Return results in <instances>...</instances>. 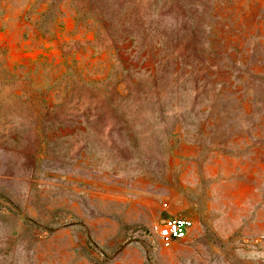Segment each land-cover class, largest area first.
Returning <instances> with one entry per match:
<instances>
[{
	"label": "rangeland",
	"instance_id": "rangeland-1",
	"mask_svg": "<svg viewBox=\"0 0 264 264\" xmlns=\"http://www.w3.org/2000/svg\"><path fill=\"white\" fill-rule=\"evenodd\" d=\"M0 264H264V0H0Z\"/></svg>",
	"mask_w": 264,
	"mask_h": 264
},
{
	"label": "built area",
	"instance_id": "built-area-1",
	"mask_svg": "<svg viewBox=\"0 0 264 264\" xmlns=\"http://www.w3.org/2000/svg\"><path fill=\"white\" fill-rule=\"evenodd\" d=\"M162 210L167 213L169 205L162 203ZM194 222L185 215H167L159 221L157 236L164 247H169L174 241L186 238L193 228Z\"/></svg>",
	"mask_w": 264,
	"mask_h": 264
}]
</instances>
